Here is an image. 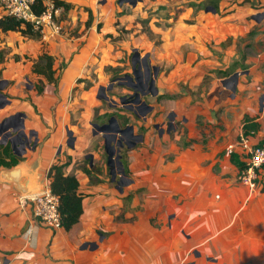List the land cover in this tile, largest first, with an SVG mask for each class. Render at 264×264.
Returning <instances> with one entry per match:
<instances>
[{"label":"crops","instance_id":"crops-1","mask_svg":"<svg viewBox=\"0 0 264 264\" xmlns=\"http://www.w3.org/2000/svg\"><path fill=\"white\" fill-rule=\"evenodd\" d=\"M58 1L70 6L60 35L0 34L10 54L50 55L57 79L33 76L30 62L0 67V163L16 161L0 172L22 164L21 184L42 190L51 165L67 162L82 213L70 230H49L27 196L0 181V264H264V191L237 183L225 152L245 126L250 143L264 145V0ZM125 57L130 71H105ZM29 77L41 81L40 94L24 84ZM95 112L132 127L135 142L113 135L127 147L128 206L112 180L92 177L102 180L94 167L110 151L108 136L94 132ZM174 113L179 132L166 125Z\"/></svg>","mask_w":264,"mask_h":264},{"label":"trees","instance_id":"trees-1","mask_svg":"<svg viewBox=\"0 0 264 264\" xmlns=\"http://www.w3.org/2000/svg\"><path fill=\"white\" fill-rule=\"evenodd\" d=\"M55 7L62 9L57 22L60 24L62 15L67 12L70 8L68 4H65L58 0L52 1ZM31 10L35 15H39L44 10L43 0H36L32 6ZM7 32L19 33L22 37L40 41L41 35L39 32L33 30L30 24L25 23L21 20H17L14 17L0 14V34ZM18 60L17 57H15ZM3 61L2 53L0 51V63ZM109 70V68L105 69ZM111 70V69H110ZM31 73L37 77H42L47 83L56 84L57 79L54 77L55 70H53V58L46 54L41 53L33 61L31 65ZM33 89L40 94L42 92L41 81L37 80L36 85H33ZM124 120V124H125ZM248 127H243L242 134L244 136L248 135ZM262 146V145H260ZM3 154L7 155V148H4ZM230 163L236 168L237 172L244 169L245 164L240 160L238 154L233 153L229 155ZM15 160L11 159L9 164H1L2 166L10 167L15 164ZM67 162L64 164H54L47 171L46 178L48 180L49 189L52 194H54L58 199V210L60 216V227L63 231L70 230L78 221L82 213L81 200L82 197L78 193V181L73 175H65L64 168ZM123 171L126 172L125 167ZM254 184L260 186V191H264V165H262L257 172V177Z\"/></svg>","mask_w":264,"mask_h":264},{"label":"built area","instance_id":"built-area-1","mask_svg":"<svg viewBox=\"0 0 264 264\" xmlns=\"http://www.w3.org/2000/svg\"><path fill=\"white\" fill-rule=\"evenodd\" d=\"M35 1L0 0V12L30 24L33 30L40 33L41 39L49 33L60 35L62 29L57 19L62 9L55 7L52 1H48L44 2V10L39 15H35L31 10ZM225 152L227 155L236 153L241 157L245 167L237 173L236 180L240 185L253 189L257 172L264 165V145L251 144L248 137L241 133L234 143L227 145ZM21 199L30 204L32 216L45 228L52 231L61 229L58 199L51 193L48 182L40 193Z\"/></svg>","mask_w":264,"mask_h":264},{"label":"rangeland","instance_id":"rangeland-1","mask_svg":"<svg viewBox=\"0 0 264 264\" xmlns=\"http://www.w3.org/2000/svg\"><path fill=\"white\" fill-rule=\"evenodd\" d=\"M174 11H175V9H171L170 8V10L168 11L166 7H159L154 13H157V14H160V15H164V14L166 15V14H168L166 16L175 17L176 16V13ZM146 23H147L146 19L139 20L141 32H143L145 30L144 32L146 33V35L150 39L156 40V38L153 37L149 33V31L146 29ZM154 24L158 26L160 24L159 23V20L158 21H155ZM120 34H121V36H122V34H123V36H125L127 34V32H125L124 30H122V33L118 32V36ZM24 39H27V38H24ZM156 42H158V41H156ZM0 51L2 53V58H3V61L0 63V67H2L3 64L7 60H12L13 63L30 62L31 65H32L33 61L37 58L36 57L34 59H31V57L30 56H27V54L26 55H23V56H19V55H15V54H10V51L9 50H7L5 48H2L1 46H0ZM130 55H131V53H130ZM15 57H17L18 60H16ZM27 57H29V58L27 59ZM125 58H124V60L122 59L120 61V65H123L124 64V66H117V68H114V70L112 69L111 71L110 70H105V71L107 73L108 72H111L112 75H117L119 72H122L124 69L130 71V64L131 63H130V61H128V58H126L127 61H126ZM126 63H127V65H125ZM139 63H140V65H144V62L142 63L141 61H139ZM148 79L150 80V77ZM151 80H152V78H151ZM123 81H124V83H127L128 82L127 78H124ZM230 83H232V82H230ZM230 83H228V81L227 82H222V85L225 86V87L231 88L233 83L232 84H230ZM24 84L27 85L31 89V88H33V85H36V80H34V78L33 79L30 78V79L25 80L24 81ZM196 93L197 92H195L191 96L192 97V100H196V101H199L200 103H202V98H200L199 95L198 96H195ZM106 94H107V96H109V98H111L110 97L112 95L111 92H107ZM102 102H103V104L105 106L107 105V102L106 101L103 100ZM104 116L103 117H99L97 115V112H95L94 113L93 120H92V123L97 124V125H100L102 123H106V120L109 118V116H114V117L117 118L118 121H116V122H117V124H118V126L120 128H123L124 127V120H125V122H127V120H126L125 117L120 116V118H119V115H117V113H115V112L107 113ZM177 118H178V116L174 113L173 115H171V117L167 118L166 125L169 123V127L170 128H172L173 130L176 128L175 130H177L179 132V131H181V128H180L181 125H179L181 120L180 119L178 120ZM99 120H102V121H99ZM111 127L113 128L114 126L112 125ZM94 132L96 134H100L97 131V129H94ZM139 132H143V130L142 129H139ZM105 134H106V136H108L107 137V139H108L107 140V144H108V146L110 148L109 150H110V152H113V156L119 155V162H120L121 166H119V164L113 158L112 164L111 165H108V167H106L107 155L103 151L102 154H101L100 161L98 163H96L95 165H97V166L94 167V169H95L94 171H96L98 175L100 174L99 173L100 172V169H102V174H101L102 175V180L99 179L98 177H96L95 174L92 177H94V180L96 182H103V181H105V179H107L108 182H110L112 180L113 181V184L114 185H117L118 188H119V190H120V200H122V204L128 206L129 205V202H130V200L132 198V194L129 191L128 185L130 184V182H131V180L133 178L131 177V175L127 171V154H126L127 153V150H126L127 147L126 146H123L117 152V149H118L117 142L119 140H117L116 137L113 136L114 135V132L112 131L110 134L109 133L108 134L105 133ZM127 134H128V136L123 140V142L126 143V144H127V142H131V141L132 142H135V139H134L135 137L134 136H129L130 135L129 133H127ZM172 136L173 135H171V137ZM101 150H103L102 147H101ZM98 165H101V166H98ZM122 165H123V167H125L126 172L125 171H122L123 170L122 169L123 168ZM92 177L90 179H92ZM254 189H259V191H260V186L255 184L254 185V188L251 189V190H254ZM123 210H124V208L122 209V212H123ZM122 214L123 213H120V215H122Z\"/></svg>","mask_w":264,"mask_h":264},{"label":"water","instance_id":"water-1","mask_svg":"<svg viewBox=\"0 0 264 264\" xmlns=\"http://www.w3.org/2000/svg\"><path fill=\"white\" fill-rule=\"evenodd\" d=\"M124 2H127L131 5L135 3V0H121ZM236 74L232 75L228 80L224 81L227 82L229 80H235L236 79ZM1 84H4V81H0V89H1ZM112 85H110L108 88H111ZM102 95L104 96V100H107V97L105 96V90L102 88L101 90ZM5 96L0 93V100H4ZM6 102L4 101L3 103H0V108L1 106L5 105ZM3 122L0 123V134L3 131ZM114 126L113 128L111 126ZM94 128L97 129L98 132L100 133H107L109 128H112L111 131H113L116 134L123 135L124 133H130L132 131V127L130 126H124L123 128H120L113 116L109 117V119L106 121V123H103L101 125L93 124ZM19 128L23 129L24 126L21 124ZM33 133H29V137H32ZM104 137V136H103ZM140 139V136H137ZM36 144V140H34L31 144V146H28V148H34ZM123 147V144H118V149L117 152L119 151L120 148ZM107 153V165L112 164L113 158L116 160L118 164L119 162V155L113 156V152H110L106 150ZM25 166L22 164H17L15 165L11 170L9 171H1L0 172V181L1 182H11L14 184L15 189L18 191L19 194L22 196H33L41 191V184L38 182H33L32 180L27 181L24 185L21 184L20 178L25 174ZM33 182L35 184V187L31 188L29 184Z\"/></svg>","mask_w":264,"mask_h":264},{"label":"flooded vegetation","instance_id":"flooded-vegetation-1","mask_svg":"<svg viewBox=\"0 0 264 264\" xmlns=\"http://www.w3.org/2000/svg\"><path fill=\"white\" fill-rule=\"evenodd\" d=\"M125 98L127 99V97H125ZM126 99H125V100H126ZM102 124H103V123H102ZM111 130H112V128H109L107 134H108V133L110 134V133L112 132ZM1 133H2V132H1ZM121 136H122V137H121L120 141H123V140L128 136V134H127V132H126V133H124V134L121 135ZM119 166H121V164H119ZM122 167H123V165H122ZM122 169H123V168H122ZM122 171H123V170H122ZM122 173H123V172H122Z\"/></svg>","mask_w":264,"mask_h":264}]
</instances>
